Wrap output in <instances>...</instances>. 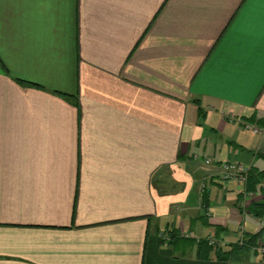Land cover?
Listing matches in <instances>:
<instances>
[{"label":"crops","instance_id":"1","mask_svg":"<svg viewBox=\"0 0 264 264\" xmlns=\"http://www.w3.org/2000/svg\"><path fill=\"white\" fill-rule=\"evenodd\" d=\"M262 237L264 0H0V264H264Z\"/></svg>","mask_w":264,"mask_h":264},{"label":"built area","instance_id":"2","mask_svg":"<svg viewBox=\"0 0 264 264\" xmlns=\"http://www.w3.org/2000/svg\"><path fill=\"white\" fill-rule=\"evenodd\" d=\"M247 128L257 132V127H250L246 125ZM204 163L210 165L213 163V160L209 157L204 158ZM221 174L224 179H237L242 183H245L248 175V167L242 163L223 161L220 164ZM244 204V201H243ZM241 243V242H240ZM255 250L260 254H264V237L258 239Z\"/></svg>","mask_w":264,"mask_h":264}]
</instances>
